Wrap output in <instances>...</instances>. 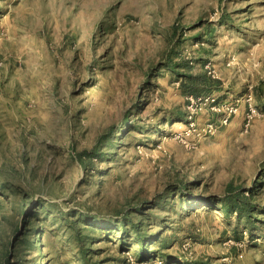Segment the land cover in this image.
I'll list each match as a JSON object with an SVG mask.
<instances>
[{
  "label": "rangeland",
  "instance_id": "rangeland-1",
  "mask_svg": "<svg viewBox=\"0 0 264 264\" xmlns=\"http://www.w3.org/2000/svg\"><path fill=\"white\" fill-rule=\"evenodd\" d=\"M0 264H264V0H0Z\"/></svg>",
  "mask_w": 264,
  "mask_h": 264
},
{
  "label": "trees",
  "instance_id": "trees-1",
  "mask_svg": "<svg viewBox=\"0 0 264 264\" xmlns=\"http://www.w3.org/2000/svg\"><path fill=\"white\" fill-rule=\"evenodd\" d=\"M223 204H226V209L229 212L237 211L240 212V214H243L244 208L243 205V197L240 194H237V196L234 195V191L230 193V196H227L226 198L222 199ZM230 202H234L232 205H229ZM137 229V228H136Z\"/></svg>",
  "mask_w": 264,
  "mask_h": 264
},
{
  "label": "built area",
  "instance_id": "built-area-1",
  "mask_svg": "<svg viewBox=\"0 0 264 264\" xmlns=\"http://www.w3.org/2000/svg\"><path fill=\"white\" fill-rule=\"evenodd\" d=\"M234 111V109H231V112H233Z\"/></svg>",
  "mask_w": 264,
  "mask_h": 264
}]
</instances>
